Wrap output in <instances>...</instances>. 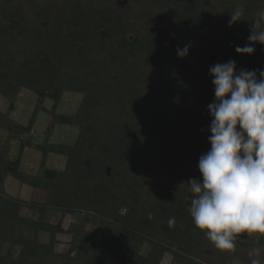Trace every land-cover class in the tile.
I'll return each instance as SVG.
<instances>
[{"label": "trees", "instance_id": "obj_1", "mask_svg": "<svg viewBox=\"0 0 264 264\" xmlns=\"http://www.w3.org/2000/svg\"><path fill=\"white\" fill-rule=\"evenodd\" d=\"M237 9L244 15L230 28ZM257 22L264 27V0H0V95L9 102L0 110V264H162L168 255L170 264H264L259 233L217 249L195 227L184 184L202 182L198 161L211 147L210 67L264 69V44L250 56L235 51ZM193 39L199 58H178ZM23 89L37 96L27 125L11 116ZM67 93L82 96L75 114L59 111ZM42 113L51 121L36 143ZM60 125L78 130L73 144L52 142ZM27 149L41 154L33 174L21 169ZM52 154L65 157L64 170L46 166ZM9 177L46 200L10 196ZM60 235L70 237L62 253Z\"/></svg>", "mask_w": 264, "mask_h": 264}, {"label": "clouds", "instance_id": "obj_2", "mask_svg": "<svg viewBox=\"0 0 264 264\" xmlns=\"http://www.w3.org/2000/svg\"><path fill=\"white\" fill-rule=\"evenodd\" d=\"M243 15V9L235 10L228 26ZM247 40L236 46L238 55L250 56L255 43L264 44L259 22ZM189 48L177 47L178 58H185ZM209 74L214 88L208 105L211 147L198 161L202 182L190 178L184 184L193 194L189 213L195 227L217 249L232 250L242 233L264 235V69L237 70L236 62L228 60L211 66Z\"/></svg>", "mask_w": 264, "mask_h": 264}, {"label": "rangeland", "instance_id": "obj_3", "mask_svg": "<svg viewBox=\"0 0 264 264\" xmlns=\"http://www.w3.org/2000/svg\"><path fill=\"white\" fill-rule=\"evenodd\" d=\"M201 51V41L193 39L190 43L188 59L189 61H196L199 58ZM173 76V73L170 74ZM82 100V96L74 93H67L61 103L59 111L63 114H75ZM37 101V96L27 90L23 89L20 93L18 101L16 103L15 111L11 114L17 122L27 125L31 119V115L35 108ZM47 107L50 108L52 103L48 101L46 103ZM9 108V102L0 95V110L6 112ZM51 121V118L42 113L39 115L36 124L32 131V138L36 143H42L45 138V131ZM78 130L74 127L68 126H57L54 135L52 137V142L61 144H73L77 138ZM8 138L7 132L0 129V152L4 147L6 140ZM20 151V145L18 142H13L10 148V156L12 159L16 160ZM41 163V154L33 149H27L21 163V169L27 173H35L39 168ZM46 166L50 169L64 170L66 166L65 157L58 155H49ZM6 191L7 193L14 197L24 201H38L44 202L46 200V194L42 191L33 190L32 188L20 184L16 179L9 177L6 180ZM24 214L28 217H33L34 215L28 211H24ZM59 220V215H54L51 217L53 223H57ZM69 218L65 221V226L68 227ZM49 235L43 233L41 234V242L48 243ZM70 237L66 235L59 236V245L57 250L59 252H64L69 245ZM6 247L3 251H7ZM148 251V247L144 250ZM171 256H166L162 264H170Z\"/></svg>", "mask_w": 264, "mask_h": 264}]
</instances>
